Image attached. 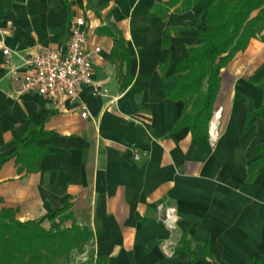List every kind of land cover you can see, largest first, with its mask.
I'll use <instances>...</instances> for the list:
<instances>
[{
  "label": "crops",
  "instance_id": "0c3cea01",
  "mask_svg": "<svg viewBox=\"0 0 264 264\" xmlns=\"http://www.w3.org/2000/svg\"><path fill=\"white\" fill-rule=\"evenodd\" d=\"M169 1L0 0V157L32 130L52 133L37 140L49 152L34 171L16 157L1 166L0 209L15 210L19 221L42 219L46 229L89 228L94 257H105L96 264H190L183 236L196 253L193 264H264V165L248 172L264 156V116L243 131L247 114L264 105V41L251 39L221 69L208 134L174 130L183 103L165 88L200 45L197 29L209 27L211 0L183 12ZM78 16L88 45L101 47L100 92L80 91L86 118L78 100L23 91L19 65V55L37 45L64 49ZM117 33L128 63L111 59ZM5 48L19 66L15 74L5 66ZM119 71L132 78L125 89ZM134 148L146 156L135 160ZM207 244L213 260L205 258Z\"/></svg>",
  "mask_w": 264,
  "mask_h": 264
},
{
  "label": "trees",
  "instance_id": "16d2710c",
  "mask_svg": "<svg viewBox=\"0 0 264 264\" xmlns=\"http://www.w3.org/2000/svg\"><path fill=\"white\" fill-rule=\"evenodd\" d=\"M198 2L200 0H171L168 4H180L176 12H183ZM150 14L153 15L151 12ZM205 17L209 27L197 29L200 45L190 50L188 56L178 65L179 75L176 76L173 86L165 88L167 97L183 103V109L173 129L188 126L193 137L209 133L214 104L221 87V69L238 52L245 50L251 39L260 38L264 41V0H211L206 6ZM114 40L111 59L128 63L130 54L126 41L119 33L114 35ZM165 65H161V72ZM118 77L122 89L132 81L130 75L124 76L121 71ZM260 85L264 87V78ZM262 116L264 105L250 111L243 131ZM50 135L51 132L42 129L32 130L18 140L12 155L0 157V168L11 157H16L21 166L34 171L42 157L49 152L48 146L37 145V140ZM258 152L264 153V146L259 147ZM263 165L264 156L253 161L248 172L253 173ZM69 208L70 203H67L54 215ZM15 216L16 212L11 208L0 209V264H59L60 261L67 260L74 251L81 252L94 238L92 230L75 223L69 228L58 225L54 229H46L42 225V219L19 221ZM181 243L182 249L190 252V264H193L197 256L186 236L182 237ZM206 247L205 258L213 260L208 244ZM104 261L105 257L97 256L83 264ZM246 264H261V259L248 260Z\"/></svg>",
  "mask_w": 264,
  "mask_h": 264
},
{
  "label": "built area",
  "instance_id": "2783aa9c",
  "mask_svg": "<svg viewBox=\"0 0 264 264\" xmlns=\"http://www.w3.org/2000/svg\"><path fill=\"white\" fill-rule=\"evenodd\" d=\"M85 26L83 16L75 18L64 49L37 45L30 53L19 55V65L26 70L23 91H36L48 98L64 96L78 100L77 106L84 118L88 117L89 112L86 103L80 99V91L85 86H96V92H100L94 74L95 59L101 52L100 46L88 45ZM3 53L6 57L5 66L15 74L19 66L14 64L13 52L5 48ZM145 156L146 151L134 148L135 160H141Z\"/></svg>",
  "mask_w": 264,
  "mask_h": 264
},
{
  "label": "rangeland",
  "instance_id": "374dc122",
  "mask_svg": "<svg viewBox=\"0 0 264 264\" xmlns=\"http://www.w3.org/2000/svg\"><path fill=\"white\" fill-rule=\"evenodd\" d=\"M94 257L89 244L79 252L74 251L67 260H62L59 264H83L89 262Z\"/></svg>",
  "mask_w": 264,
  "mask_h": 264
}]
</instances>
